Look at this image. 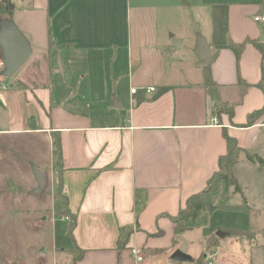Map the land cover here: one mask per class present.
<instances>
[{
    "label": "crops",
    "instance_id": "crops-1",
    "mask_svg": "<svg viewBox=\"0 0 264 264\" xmlns=\"http://www.w3.org/2000/svg\"><path fill=\"white\" fill-rule=\"evenodd\" d=\"M26 3L31 14L43 12L41 32L26 21ZM90 4L86 0H0V21L11 18L33 47V59L11 81L0 72V164L6 167V196L9 188L22 187L17 180L21 172L32 190L37 187L32 166L52 181L59 175L76 219L71 236L67 234L70 245L62 248L71 249V256L76 247L85 251L76 264H264V182L257 177L264 173V163L249 157L250 153L264 161V148L257 150L258 135L264 143V116L244 127L248 116L264 106V91L258 85L264 53L255 45L264 44V20H256L264 16V0L206 1L211 5L209 24L205 30L192 29L194 58L186 60L173 59L172 38L161 40L157 27L141 28V46L146 45L143 48L154 61L148 64L145 52L137 55L138 61L146 58L142 66L147 78L129 75L126 93L115 81L99 89L97 81L86 79L85 52L107 49L112 64L113 48L128 44L130 57L135 56L132 31L127 41L113 38L112 29L82 31L85 14L92 15ZM181 4L193 2L181 0ZM200 32L212 51L209 59L201 61L194 51ZM42 60L45 77L39 75ZM207 70L218 100L206 85ZM97 101L96 108L91 103ZM217 103L234 108L233 117L217 116ZM225 132L244 148L234 166L241 191L233 186L227 191L232 197L242 195L246 203H213L214 212H241L254 221L245 226L218 225L202 234L200 246L194 249V237L187 231L177 233L173 217L220 170L219 158L228 148ZM55 134L62 144L61 172L54 154ZM242 161L251 172L248 181L239 174ZM9 179L15 185L8 187ZM221 182L211 193L213 202ZM54 205L60 207L58 201ZM131 227L126 248L119 249L120 230ZM222 231L226 235L219 236ZM134 247L142 248V261L133 256ZM177 249L192 260L173 259Z\"/></svg>",
    "mask_w": 264,
    "mask_h": 264
},
{
    "label": "rangeland",
    "instance_id": "rangeland-1",
    "mask_svg": "<svg viewBox=\"0 0 264 264\" xmlns=\"http://www.w3.org/2000/svg\"><path fill=\"white\" fill-rule=\"evenodd\" d=\"M191 1L194 5L183 6L181 0H86V2L91 3L89 6L92 7L90 9L92 15L88 16L85 14V24L80 27L82 31L96 30L95 33H102L109 32V29H112L113 38L117 37L121 40L125 39V41H127L126 35L132 31L134 36L133 49L135 51L133 58L132 56L130 57L128 44H126L125 48V45L120 46L118 50H115L116 47L113 48L115 59L112 64L107 61V59H112V55L109 54L107 49L102 51L94 49V51H89V53L85 52L83 64L84 68H86V79L97 81L99 89L101 88L100 85L104 87L106 83L111 85L115 81L116 87L126 93L125 89L127 88L129 75L134 74L139 79L141 77L142 79L145 78L144 66L142 65L146 58L138 61L136 57L142 51L149 55L148 64H151L154 59H149L152 56L143 48L146 45L141 46L143 35L140 32L143 27L152 28L150 30L157 27V35H159L161 40L172 38L176 48L173 54L175 61H179V59L186 60L189 57L194 58L191 49L192 29L201 27L205 30L209 24L207 13H211V5L206 4V1L213 3L216 0ZM65 3L67 4V1ZM25 7L27 9V3ZM29 12L31 14L32 10L29 11L27 9L24 13L26 21L31 20L41 32V23L45 19L43 12L37 11L34 15H29ZM147 34L154 38L149 32ZM182 41L183 44L178 45V42ZM32 59L33 56L26 64L31 62ZM41 64L42 70L39 75L40 77H45L47 69L44 60H42ZM2 68L3 66L0 67V72ZM34 70L33 76L36 74L37 69ZM30 76L27 78L31 79ZM2 78L11 81V77L2 76ZM150 83L151 81H149ZM91 104L96 106V108L100 105L98 101ZM263 116L260 118H263ZM257 120L256 123L258 122ZM257 137H260L257 143V150L261 151V148H264L263 137L262 135ZM55 159L58 160L56 155ZM256 162L259 165L262 164L259 160H256ZM244 164L246 162L242 161L238 167L239 174L242 176L243 181H248L251 172ZM56 166L59 167L58 163ZM7 167L11 166L8 165ZM5 170L6 167L0 164V264H68V261L72 258L69 253L71 249L62 247L70 245V239L67 234L71 236L72 222L65 219L66 216L60 210L61 201H58V197L62 196L63 192L60 176L58 175V178L52 181L47 175L43 192L33 194L29 178H27L25 172L18 173L20 176L17 180L22 187L15 185V182L9 179L8 187L12 185H15V187L8 189V198L3 188L7 175ZM257 177L261 179V182H264V173H258ZM221 185L220 190L213 198L214 202H212L214 204L246 203L242 195L236 194V196L232 197L228 194V187L225 181L222 180ZM18 190L21 191L18 192ZM14 193L15 195L17 193V195L14 198H10ZM57 201L60 207L57 205L58 207L56 206L55 208L54 202ZM204 216V213H202L196 226L187 230L190 236L194 237L192 242L194 249H198L200 246L198 245L199 237L202 234H207V232L215 231L218 225L219 227H236L237 225H249L251 219L254 221L252 216L250 218L245 213L230 212L222 209L214 212L210 221L208 220L209 222L204 219ZM63 221H65L64 224ZM65 231H67L66 234Z\"/></svg>",
    "mask_w": 264,
    "mask_h": 264
},
{
    "label": "trees",
    "instance_id": "trees-1",
    "mask_svg": "<svg viewBox=\"0 0 264 264\" xmlns=\"http://www.w3.org/2000/svg\"><path fill=\"white\" fill-rule=\"evenodd\" d=\"M255 45L259 47L262 52L264 53V44H260L255 42ZM262 81L258 84L259 87L264 91V70L262 74ZM205 79H206V85L209 87V92L212 94L213 98L215 100H218L219 94L216 92L212 80L209 78L208 70L205 72ZM215 114L220 117L221 114L227 113L230 118L233 117L234 108L231 106H228L227 104H218L215 105ZM264 114V106L263 109L254 111L248 116L247 124L244 125V127L252 126L256 123V120L263 116ZM225 139H227L228 148L224 155H222L219 158V171L216 172L207 182V187L205 190L190 196L188 199V202L186 204V207L181 209L180 212L176 215V217H173V220L176 225L175 231L177 233L187 231L194 226H196V223L198 222V219H200L201 214L204 213V219L206 220L208 218L209 214H212L216 209L217 206H215L211 199V192L216 191L219 187L220 181H225L227 184V187H234L235 191H241L240 184L237 181L236 175L234 173V166L236 162L238 161V158L241 154V152L244 150V148L241 146L240 141L238 138L231 136L228 132H225ZM54 144H55V150L54 154L57 156V163L59 165V172L62 171V163H63V154H62V144L60 142V136L58 134H55L54 136ZM249 157L252 160H259L262 163L264 161L257 155H252L249 153ZM62 187V183H61ZM63 189V187H62ZM58 201H61V209L65 216H67L69 219H71L72 222V228L75 225L76 219L75 216L71 213V210L69 209L68 204V197L64 193V189L62 192V196L58 197ZM229 209H243V206H236V207H227ZM133 228H122L120 230V237L118 239V248L123 249L126 248L131 234L133 233ZM234 234L242 235L243 232L241 231H232ZM85 251L82 249H78L77 247L75 250H73V256L72 261L70 264H76L78 260L82 259Z\"/></svg>",
    "mask_w": 264,
    "mask_h": 264
},
{
    "label": "water",
    "instance_id": "water-1",
    "mask_svg": "<svg viewBox=\"0 0 264 264\" xmlns=\"http://www.w3.org/2000/svg\"><path fill=\"white\" fill-rule=\"evenodd\" d=\"M197 34L194 47L195 54L199 61L207 60L212 56L208 39L201 32ZM0 50L3 65L1 75L4 77H14L32 57L33 47L31 41L11 18H4L0 21ZM33 173L36 176L38 185L32 190V193L40 194L46 185L47 175L42 169L35 166H33ZM222 235H226V232H219V236ZM172 258L181 261L192 260L191 256L181 249H177Z\"/></svg>",
    "mask_w": 264,
    "mask_h": 264
},
{
    "label": "built area",
    "instance_id": "built-area-1",
    "mask_svg": "<svg viewBox=\"0 0 264 264\" xmlns=\"http://www.w3.org/2000/svg\"><path fill=\"white\" fill-rule=\"evenodd\" d=\"M260 19L264 20V16L256 17V20L259 21ZM1 66H3L2 61L0 62V67ZM152 90H154V88H152ZM133 91H135V90H133ZM132 254L137 261H142L144 258V253H143V250L141 247H134L132 249ZM209 264H212V262H209Z\"/></svg>",
    "mask_w": 264,
    "mask_h": 264
}]
</instances>
